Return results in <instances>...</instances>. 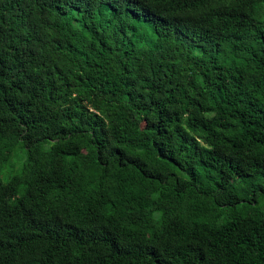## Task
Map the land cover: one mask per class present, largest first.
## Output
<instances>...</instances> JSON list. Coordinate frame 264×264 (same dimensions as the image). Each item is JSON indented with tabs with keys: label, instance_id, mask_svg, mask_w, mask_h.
<instances>
[{
	"label": "trees",
	"instance_id": "trees-1",
	"mask_svg": "<svg viewBox=\"0 0 264 264\" xmlns=\"http://www.w3.org/2000/svg\"><path fill=\"white\" fill-rule=\"evenodd\" d=\"M259 179L264 0H0V264H264Z\"/></svg>",
	"mask_w": 264,
	"mask_h": 264
},
{
	"label": "rangeland",
	"instance_id": "rangeland-1",
	"mask_svg": "<svg viewBox=\"0 0 264 264\" xmlns=\"http://www.w3.org/2000/svg\"><path fill=\"white\" fill-rule=\"evenodd\" d=\"M19 167L20 165L18 164V166L14 169V172H17L19 170ZM8 180V174H4L2 177H1V181L3 182H6ZM261 186V188H259ZM248 189H249V193L251 192V194L253 193H258V196H257V202H258V206L264 210V179H259V180H256L254 185H250V186H247ZM246 188V186H245Z\"/></svg>",
	"mask_w": 264,
	"mask_h": 264
}]
</instances>
